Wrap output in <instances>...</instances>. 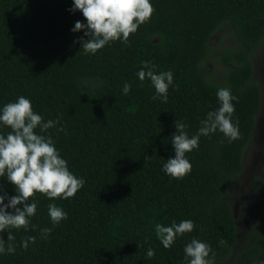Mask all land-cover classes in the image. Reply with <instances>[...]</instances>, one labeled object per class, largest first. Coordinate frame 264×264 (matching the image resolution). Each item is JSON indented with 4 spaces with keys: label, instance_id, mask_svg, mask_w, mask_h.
Listing matches in <instances>:
<instances>
[{
    "label": "trees",
    "instance_id": "1",
    "mask_svg": "<svg viewBox=\"0 0 264 264\" xmlns=\"http://www.w3.org/2000/svg\"><path fill=\"white\" fill-rule=\"evenodd\" d=\"M150 3L151 19L127 44L116 40L85 54L80 38L88 37L71 29L87 21L79 10L69 11L73 0H0V109L24 96L45 122L59 120L43 134L85 181L72 198H30L37 210L29 229H11L14 241L0 232L5 248H15L0 254V264H188L184 248L194 238L211 246L215 264H226L229 255L230 264L264 261V197L251 201L236 247L238 226L227 200L260 105L252 55L264 37V0ZM144 61L157 74L172 72L167 103L153 99L149 79L138 78ZM208 64L219 67L217 75ZM125 83L131 84L127 95ZM220 88L238 98L232 122L238 121L239 138L230 142L219 130L201 135L199 147L186 153L191 172L172 178L162 169L175 155V121L187 125L190 137L197 134L220 107ZM9 131L0 125V134ZM3 194L16 195L6 177H0ZM49 204L67 219L53 225ZM183 220L193 221L194 229L166 249L155 225ZM44 228L52 229L46 238ZM28 237L36 240L25 249Z\"/></svg>",
    "mask_w": 264,
    "mask_h": 264
},
{
    "label": "clouds",
    "instance_id": "2",
    "mask_svg": "<svg viewBox=\"0 0 264 264\" xmlns=\"http://www.w3.org/2000/svg\"><path fill=\"white\" fill-rule=\"evenodd\" d=\"M76 10L82 12L87 23L76 21L71 31L84 30V36L88 39L81 37L80 43L85 54H95L116 40L127 44L129 36L140 25L148 22L155 11L150 0H73V8L69 11ZM154 68V65L144 61L137 76L141 81H151L155 89L153 99L167 103L173 74L171 71L157 74ZM130 90L131 84L125 83L123 94L127 95ZM217 98L220 107L209 112L207 118L201 121L202 126L197 134L190 137L185 131L187 125L182 121H175L176 132L171 139L175 155L167 159L162 169L172 178L182 179L191 172L192 165L186 153L199 147L201 135L207 136L219 130L230 142L239 138L238 121L232 122L235 112L232 101L238 98L228 88L218 89ZM58 123L59 120L45 122L41 115L33 111L31 101L24 96L0 109V125L11 129L6 135L0 134V177H6L16 192L11 197L0 195V232L8 231V241L15 239L11 229H29L30 218L37 210L36 202H28L30 198L37 193L44 194L49 199L72 198L85 184L83 178H77L69 170L67 161L61 158L51 136L43 134ZM58 131H63V128ZM5 199L8 200L7 204L4 203ZM20 204L23 205L22 209L17 207ZM48 215L53 225L67 219V213L55 204L48 205ZM194 227L191 220H183L171 226L156 224L155 233L167 249L173 245L177 236L190 233ZM51 231L50 228L41 229L45 238ZM35 240V237H28L21 246L27 249L29 242L34 243ZM5 252L14 253L15 248L12 244L5 248V240L0 237V254ZM184 253L188 264H215V253L211 246L195 238L185 246ZM146 255L148 258L154 257V249L149 248ZM260 264H264V261Z\"/></svg>",
    "mask_w": 264,
    "mask_h": 264
},
{
    "label": "rangeland",
    "instance_id": "3",
    "mask_svg": "<svg viewBox=\"0 0 264 264\" xmlns=\"http://www.w3.org/2000/svg\"><path fill=\"white\" fill-rule=\"evenodd\" d=\"M216 39L217 36H213L210 42L213 43ZM222 42L220 40V44ZM252 65L253 79L258 83L261 91L260 105L255 115L249 144L244 152L242 170L227 194V200L238 226L235 247L242 238L251 201L264 197V37L252 55ZM208 66L212 67L213 75L218 74L217 65L208 64ZM255 178L260 180L258 186L252 185ZM231 261L232 255H229L226 264H230Z\"/></svg>",
    "mask_w": 264,
    "mask_h": 264
}]
</instances>
